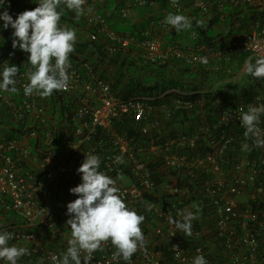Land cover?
<instances>
[{
    "label": "built area",
    "instance_id": "1",
    "mask_svg": "<svg viewBox=\"0 0 264 264\" xmlns=\"http://www.w3.org/2000/svg\"><path fill=\"white\" fill-rule=\"evenodd\" d=\"M181 1L178 0L175 7L171 2L168 4L173 13L184 12ZM184 1L189 10L210 16L211 0ZM223 1L233 6L245 3L259 10L264 9L260 6L264 0ZM100 4L99 0H86L85 14L79 16L88 28L94 29V33L88 34V39L96 41L101 36L103 42L110 41L112 46H135L151 62L176 58L183 59L188 65L200 64L207 68L212 62L228 59L235 53L246 54L245 61L250 57L253 60L264 57V23H252L238 29L225 51L217 49L208 54L199 49L192 53L164 40L162 34H170L173 29L163 21L143 29L140 41L135 44L130 35L110 30L100 14ZM154 6V0H123V6L113 10V13L127 19L135 9H153ZM13 59L5 57L1 62L11 63ZM71 66L67 87L58 90L62 100L69 103L63 113L59 110L56 97L52 98L53 109L42 100V96L24 94L23 86L28 82L31 68L16 77L18 95L9 97L8 92L0 91V102L15 120L26 119L29 128H34L31 122L47 126L44 134L32 129L28 137L18 140L0 137V213H11L18 219L16 224L10 220L6 225L0 223V231L14 234L10 244L27 247L31 254L38 253L39 264H52L50 257L60 256L59 250L41 247L38 241L41 237L37 239L27 229L36 227L41 233L48 232L51 241L66 237L56 224L55 208L57 204L65 208L76 198L69 189L80 183L76 170L84 154L91 152L100 157V170L116 181L119 195L126 205L136 212L143 205L153 217L151 227L141 224L143 233L144 228L149 227V232L144 233L146 245L137 250L130 264H158L162 256L161 251L155 249L162 245L170 252L168 264H192L193 257L201 253L209 261V246L221 250V256L226 252L227 264H264V213L258 216L253 207L255 203H264V156L262 154L254 162L244 157V160L232 164L225 159L233 141L231 127H240L245 131L240 123L241 109L246 111L249 106L263 104L260 97L247 104L220 107L216 122L202 132L166 138L161 145L151 142L136 147L125 139L123 132L112 127L113 121L128 117L134 121L142 136H151L153 132L164 135L168 132L164 124L168 121L170 110L187 112L193 104L189 100L178 99L169 107L152 105V97L121 99L111 92L108 83L89 73L88 65H82L87 71L84 77L80 67L73 63ZM243 69L244 65L238 77L245 74ZM168 92L181 94L176 90ZM225 114L228 115L227 120ZM259 127L264 129V115ZM52 132L59 136L60 145L52 143ZM34 138L38 140L39 156L32 155L28 149L27 139ZM200 145L208 150L203 156L179 153L181 150H196ZM116 156H123L124 162L115 163ZM154 158L162 161L167 172L184 168L189 184L181 186L175 177L167 176L164 182L157 185L147 166V161ZM20 163L28 168L23 169ZM197 174L203 177L198 179ZM198 198H202L205 205H201ZM189 211L196 216L192 221L191 236L170 223V219L181 218L180 212ZM201 212L208 215L206 220L202 219ZM181 237L188 238L193 245L184 247ZM214 239L216 244L212 242ZM114 252L115 247L110 241L106 242L103 250L93 254L89 264H119L123 260H114ZM22 264L28 262L23 261Z\"/></svg>",
    "mask_w": 264,
    "mask_h": 264
},
{
    "label": "trees",
    "instance_id": "2",
    "mask_svg": "<svg viewBox=\"0 0 264 264\" xmlns=\"http://www.w3.org/2000/svg\"><path fill=\"white\" fill-rule=\"evenodd\" d=\"M154 2L155 6L153 9H164L167 8L171 0H154ZM210 2H213L210 16L201 21V18H206V15H201L196 10H189V5L182 0L183 10L186 9V13L192 19L190 32L185 36L187 44L182 46L180 40L183 39V36H181L180 31L177 32L175 30L170 34H166V42L179 46L183 51H191L192 53H196L199 49L208 54L217 49L225 51L228 42L237 34L238 29L246 28L252 23H264V9L259 10L257 7L245 3L233 6L223 0H211ZM36 3H38V0H9V5H6V7L9 14L15 18L20 12L35 8L37 6ZM114 5L113 10H118L123 6V0ZM16 10L19 13H14ZM58 10L61 12L60 25L75 29L76 32L81 34L79 35L80 40L76 41L74 51L70 54L69 59L73 65L80 67L83 77L87 73L82 68V65L85 64L89 66V73L108 83L111 92L118 98L152 97L154 100L151 102L152 105L162 104L169 107L171 102L178 99L189 100L193 104L187 112L170 110L168 121L164 124L168 132L164 135H162L163 133L153 132L151 136H142L134 125V121L128 117L113 121L112 127L123 132L125 139L129 140L131 145L136 147L145 146L151 142L161 145L166 138L177 137L180 134L192 135L202 132L216 122L219 108L225 105L247 104L257 97H260L264 104V78L255 80L247 74L237 77L247 58L246 54H232L228 59L223 58L212 62L207 68L200 64L188 65L183 59L176 58H168L163 62L158 60L151 62L143 57L135 46L122 47L116 44L112 46L110 41L103 42L101 36H98L96 41H90L87 36L90 33H94L92 31L94 30L93 28H88L79 16L66 7L61 5ZM101 16L108 23L110 30L120 35L126 33V31L120 29V26L127 20L121 18L118 13L110 17L101 13ZM240 17H242L241 20L239 19ZM145 28L143 26L129 29L130 37L135 44L140 41V32ZM11 32V28L0 31V62L5 57L14 58L10 64H15L18 67L19 74L25 71L27 67L31 68V66L27 63L26 54H23L19 49H12ZM172 90H176L181 94L168 92ZM18 94L19 91L17 90L8 92L9 97H15ZM53 97H56L59 102L60 112L66 111L69 103L64 102L62 96L56 90L51 96L43 97L42 100L54 109V106H52V104L54 105ZM25 120H15L8 109L0 102L1 138L18 140L21 137H28L32 129L40 134L46 132V125L39 122H31L34 128H29V123ZM230 132L233 136V141L225 153L227 163L232 164V162L241 159V152H245L242 149L244 143H249L251 148V150L246 151V157L249 161L254 162L262 154L264 156L263 147L252 146V142L244 136V131L240 127L233 126ZM51 138L55 146L60 145L59 136L52 132ZM27 142L29 152L32 155L39 156L38 140L36 138L27 139ZM200 146L196 150H181L179 153L203 156L208 150L203 145ZM19 165L23 169L28 168L23 163ZM147 166L152 173V180L157 185L164 182L167 176L175 177L181 186L189 184V177L184 168L167 172L163 169L162 161L159 158L147 161ZM196 176H198V179L203 177L199 174ZM198 200L201 201V205H205L202 198H198ZM253 207L257 211L258 216L264 213L263 202L255 203ZM55 209L56 224L66 235L71 236L70 226L66 224V221L70 218L65 214L66 207L63 208L57 204ZM137 210L138 214L145 217L142 224L151 227L154 224V220L148 209L142 205ZM201 215L202 219L206 220L208 215L205 212H201ZM9 220L13 224L18 221L15 215L11 213L8 215L0 213V223L2 225H6ZM149 227L148 229L144 228L145 234L149 232ZM27 231L33 233L37 239L39 237L42 238L41 241L38 240L41 247L59 250L60 255L68 247L67 241L64 240L65 237L59 238V240L56 238L50 242L48 240V232L41 233L36 227L28 228ZM181 240L184 247L193 245V242L189 241L188 238L181 237ZM212 242L214 244L217 243L215 239ZM209 249L214 251H211L212 254L209 256V264H227L228 257L226 252H224L225 255L221 256V250L216 253V250L211 248V246H209ZM155 250L161 251L162 257L158 264H168L170 252L167 247L162 245ZM39 257L38 253H30L21 257L18 264H22L23 261L28 262V264H36ZM119 264L126 263L120 261Z\"/></svg>",
    "mask_w": 264,
    "mask_h": 264
},
{
    "label": "clouds",
    "instance_id": "3",
    "mask_svg": "<svg viewBox=\"0 0 264 264\" xmlns=\"http://www.w3.org/2000/svg\"><path fill=\"white\" fill-rule=\"evenodd\" d=\"M86 0H38L36 7L20 12L13 18L6 5L9 0H0V31L12 29L11 47L27 54L31 70L28 82L23 86L25 95L36 93L49 97L54 90L65 89L68 85L71 63L69 56L76 43L75 29L61 26V5L77 16L85 14ZM175 7L178 0H171ZM90 13L91 9H87ZM170 29L183 31L192 27V19L184 14L169 13L164 21ZM243 71L255 80L264 78V57L245 61ZM19 69L8 61L0 62V91L15 92ZM264 115V104L241 109L240 123L245 129L244 136L252 146L264 147V129L259 127ZM226 120L228 115L225 114ZM28 143V142H27ZM242 149L251 150L249 143ZM123 156H116L115 163L122 164ZM101 159L94 153L84 154L77 168L80 183L69 189L76 198L66 205L70 218L71 238L66 251L50 257L52 264H89L93 254L103 250L106 242L115 247L114 260L130 264L132 256L146 245L141 229L145 217L129 208L119 195L116 181L100 170ZM180 219H170L175 228L187 236L192 235L193 212H180ZM175 234V233H173ZM14 234L0 231V264H18L21 257L29 255V249L10 244ZM192 264H208L201 253L193 257Z\"/></svg>",
    "mask_w": 264,
    "mask_h": 264
},
{
    "label": "crops",
    "instance_id": "4",
    "mask_svg": "<svg viewBox=\"0 0 264 264\" xmlns=\"http://www.w3.org/2000/svg\"><path fill=\"white\" fill-rule=\"evenodd\" d=\"M99 1H101L100 14L104 13L106 16L110 17L113 14H115V13H113V9H114L113 5L115 3L120 2L121 0H99ZM111 4H112V6H110ZM184 10H185V12L183 14L188 16V17H190L188 15V13H186L187 10L186 9H184ZM131 12L132 13L126 19L127 21L124 22V24H121V26H120V29L126 31V33H125L126 35H130L129 29L140 28V27H143V26L148 27L151 24H156L159 21H163L164 22L165 18L167 17V15L169 13H173L168 6H167V8H164V9H135V10H133ZM14 13L17 14L19 12L16 10ZM207 18L208 17H206V18L202 17L201 21H203L204 19H207ZM241 18L242 17H240L239 19L241 20ZM190 29L180 31L181 32V36H183V39L180 40V42L182 43V46H186V44H187L185 36H187V34H189ZM173 31H174V29H173ZM79 35H81L80 32H76V41L80 40V36ZM162 35H164L163 38L166 41V35L165 34H162ZM22 53L26 54L24 52H22ZM26 69H28V67ZM107 74H108V72H107ZM36 264H39V263L37 262Z\"/></svg>",
    "mask_w": 264,
    "mask_h": 264
},
{
    "label": "rangeland",
    "instance_id": "5",
    "mask_svg": "<svg viewBox=\"0 0 264 264\" xmlns=\"http://www.w3.org/2000/svg\"><path fill=\"white\" fill-rule=\"evenodd\" d=\"M260 6H263L264 7V1L262 2V4L260 5ZM30 140V139H29ZM32 141V140H31ZM246 155H247V153H246V151L244 152H241V159H243L244 160V157H246ZM71 238V236L70 235H66V237L64 238V240H66V241H68L69 239ZM41 240H42V238H40ZM40 240V241H41ZM49 240V239H48ZM50 242H51V240H49ZM213 249H215L214 248V246H211ZM216 250V253H219L220 252V250L219 249H215ZM214 252L212 249H209L208 248V253H209V256L212 254V252Z\"/></svg>",
    "mask_w": 264,
    "mask_h": 264
}]
</instances>
